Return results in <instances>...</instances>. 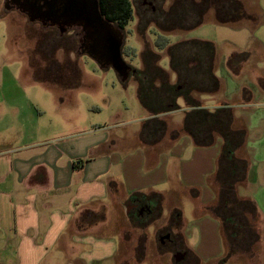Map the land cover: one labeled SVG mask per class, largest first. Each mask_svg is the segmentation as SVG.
I'll return each mask as SVG.
<instances>
[{
    "label": "crops",
    "instance_id": "obj_1",
    "mask_svg": "<svg viewBox=\"0 0 264 264\" xmlns=\"http://www.w3.org/2000/svg\"><path fill=\"white\" fill-rule=\"evenodd\" d=\"M250 8L254 10L246 12L236 27L216 25L217 40L208 41L215 47L212 71L217 90L194 91L191 97L197 108L180 98L175 112L181 111L182 120L176 128L163 120L175 112L154 115L138 99L145 113L137 122L142 128L133 132L137 144L133 147L121 129L130 125L124 109L105 104L112 114L110 124L93 117L101 112L98 106L82 104L70 95L81 82L43 86L37 102L14 90L15 96L2 99L8 110L0 115H14L17 124L0 128V136L9 131V136L21 138L15 144L0 143V264H124L117 261L122 224L142 231V223L149 220L145 228L157 223L166 206L170 226L160 241L174 244L178 237L171 230L177 227L180 245H174L179 247L175 262L212 261L188 246L190 229L182 223L178 203L180 196L191 192L193 223L203 220V212L217 203L215 180L226 141L214 129L200 126L198 135L211 144H199L184 131L187 115L199 110L212 115L226 110L229 116L233 154L245 162L242 191L236 193L256 207L264 264V0H256ZM220 44L229 48L219 49ZM167 72L176 84L177 74ZM125 81H121L124 88ZM136 87L138 97L137 83ZM124 112L129 114V108ZM150 121L155 125L151 122L145 128ZM204 183L211 192L206 202L198 189ZM111 211L118 213L113 229ZM217 222L222 233V223Z\"/></svg>",
    "mask_w": 264,
    "mask_h": 264
},
{
    "label": "rangeland",
    "instance_id": "obj_2",
    "mask_svg": "<svg viewBox=\"0 0 264 264\" xmlns=\"http://www.w3.org/2000/svg\"><path fill=\"white\" fill-rule=\"evenodd\" d=\"M5 1L0 0V112L5 113L8 110L2 99L6 100L8 97L15 96L16 94L11 93L12 90L37 102L42 92L45 91L43 86L59 84V86L65 87L73 82H81V88L71 92L70 95L82 104L98 106L101 112L92 115L101 118L102 122L110 124L108 122L112 115L105 104L112 102L115 108L124 109V111L129 108V114L124 111L122 113L129 117L131 121L128 118L125 120H128L130 125L126 128L122 126L121 129L126 131L130 137L131 143L128 145L130 147L137 145L133 132L142 128L137 122L141 120V115H144L145 112L138 101L136 82L131 77L133 71H131L128 84L124 88L121 83L122 78L114 67L107 66L82 46L84 38L81 25L73 24L64 31L51 23H43L40 20L30 21L26 14H22L16 7L7 8ZM143 1L131 0L134 15L121 30L124 36L121 50L122 60L132 70H141L143 68L142 53L146 47H149L160 56L159 66L170 72L167 49L162 50L156 44L158 36L165 34V31L156 25L155 20L162 12L169 11L174 6L175 0L152 1L154 10L151 7H144ZM237 1L244 5V13L254 10L250 7L254 6L256 0ZM184 5L190 7L193 6V2H185ZM216 25L222 24H218L215 12L211 9L206 12L202 26L193 30H174L166 33L165 36L169 40L170 47L181 42L202 40L201 36L207 38L205 42L215 41L217 40ZM227 48H229L227 45L220 44L219 46V49L226 50ZM61 91H65V89ZM179 105L181 106V101ZM63 110H66V107ZM93 112L95 111L92 110ZM4 116L0 115L2 123L0 128L10 129L12 123L13 126L17 124L14 115L8 113ZM181 117V111H178L174 113V116L163 120L176 128L181 123ZM10 133L7 131V136H0L1 144H15L21 138L18 135L9 136ZM188 183L191 184V181ZM201 186L203 188L198 187L203 196V200L202 198L201 200L206 202L211 199V192L207 190L205 183ZM204 188H206L205 191ZM217 188L219 195V187ZM237 189L242 191L241 186H238ZM191 198V192L184 193L183 198L180 196L179 210L183 212L182 223L190 229L187 234L190 237L187 239L188 246L191 250L201 253L206 259L213 258L212 261L203 264H261V251L258 244L261 236L259 217L253 214H248L247 220L243 216L240 217L239 240L241 242L238 240L236 244L232 243L234 245L232 247L230 241L229 243L225 242L223 233L219 230L221 226H219L218 220L211 218L206 209L203 212V220L200 219L198 223H193L196 214L192 216L194 203ZM167 208L168 206L165 207V212L157 223L145 228V223L149 222L146 219L141 225L145 228L141 227L142 231L137 232L136 227H132L130 224H122L117 260L119 263L198 264L195 260L175 262L173 255L176 254L175 251L179 247H174V245H180V233L177 227L171 230L172 234L178 237H175L174 244L160 241V238L167 234V228L170 226ZM155 215L157 212H154L152 217ZM117 217L118 213L111 211L109 215L110 229L115 227ZM160 223L163 224L160 225ZM200 238H202L203 245ZM231 252L233 255H230Z\"/></svg>",
    "mask_w": 264,
    "mask_h": 264
},
{
    "label": "trees",
    "instance_id": "obj_3",
    "mask_svg": "<svg viewBox=\"0 0 264 264\" xmlns=\"http://www.w3.org/2000/svg\"><path fill=\"white\" fill-rule=\"evenodd\" d=\"M193 2V6H185V2ZM101 14L118 29L123 30L133 18V6L131 0H98ZM213 9L218 24L237 26L242 16L245 15L241 2L237 0H175L174 6L167 12L158 15L155 23L166 33L174 30H193L204 24L206 12ZM30 21H35L24 11ZM165 34H160L157 39L158 48L167 49L170 59V68L178 76L176 84H172L170 74L159 66L160 56L146 47L142 53L141 70H132L134 81L138 85V99L141 105L150 113H170L179 110L178 100L185 98L187 104L197 108L198 103L191 94L194 91L213 93L217 90L212 65L215 55L214 44L199 40L181 42L169 46V40ZM120 75V68L111 64ZM196 68L194 72L192 68ZM120 78H123L120 75ZM127 80L125 85H127ZM218 115V114H216ZM216 115L199 110L196 114H188L184 131L193 135L199 144H211V141L203 135H198V127L202 129H214L225 141L226 145L219 162V170L216 176V185L219 187L217 205L207 210L222 223L224 240L234 247L240 238V217L247 220V215H256V207L252 201L240 199L236 193L237 187L244 180L245 162L234 156V146L230 141V119L226 110L220 111V119ZM155 125V121L145 124V128ZM159 126L163 127L162 124ZM219 199V201H218ZM153 199L149 200L152 201ZM162 202L161 196L157 198ZM257 216V215H256ZM227 237V238H226ZM240 242V240H239ZM233 243V244H232ZM233 255V252L230 253Z\"/></svg>",
    "mask_w": 264,
    "mask_h": 264
},
{
    "label": "water",
    "instance_id": "obj_4",
    "mask_svg": "<svg viewBox=\"0 0 264 264\" xmlns=\"http://www.w3.org/2000/svg\"><path fill=\"white\" fill-rule=\"evenodd\" d=\"M7 5L8 3L5 1V6L7 7ZM24 6L35 17L59 16L68 23H77L82 27L84 26L90 35L95 39L99 38L104 41L105 45L110 48L111 51L107 52L108 55L110 54V59L116 57L115 63L110 64L118 65L121 68L122 80L128 79V66L123 62L121 56L124 36L120 29H117L113 23L101 14L98 0H26ZM113 39H116V42ZM126 66L127 68H125ZM177 261H180V258H177Z\"/></svg>",
    "mask_w": 264,
    "mask_h": 264
},
{
    "label": "flooded vegetation",
    "instance_id": "obj_5",
    "mask_svg": "<svg viewBox=\"0 0 264 264\" xmlns=\"http://www.w3.org/2000/svg\"><path fill=\"white\" fill-rule=\"evenodd\" d=\"M6 1L8 3L7 8L16 7L19 11L26 12L28 14V16L32 17L33 19L38 20V21L40 20L43 23H51L55 26L57 25L64 31H66L67 28H70V26L73 24L78 25L77 23H68L66 20H64L63 18H61L59 16H57V17L36 16L35 17V15H32L31 12H29L28 10L25 9L24 5L26 4V0H6ZM83 1H86V0H83ZM152 1H156V0H144L143 6L146 8L151 7L153 9ZM59 4H61V3H59ZM116 28L118 29L117 26H116ZM82 33H83V38H84L82 41V46L89 53H91L92 55H94L95 57L100 59L103 63H106V64L115 63L116 57H115V59H112V60L110 59V56H109L110 54L108 55V53L111 50H110V48H108L107 45H105L104 41L100 40L99 38L95 39L92 35H90V33H88L87 29L84 26H83ZM113 41L116 42V39L115 40L113 39ZM111 43H113V42H111ZM117 67L120 68L118 65H117ZM125 68H127V66ZM127 69H128L127 72L130 76L132 69H130L129 67ZM120 72H121V68H120Z\"/></svg>",
    "mask_w": 264,
    "mask_h": 264
}]
</instances>
